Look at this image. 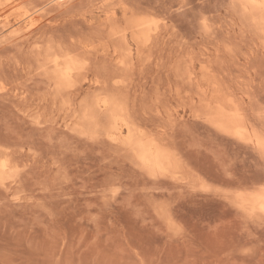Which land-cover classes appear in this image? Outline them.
Returning a JSON list of instances; mask_svg holds the SVG:
<instances>
[{
    "label": "rangeland",
    "instance_id": "374dc122",
    "mask_svg": "<svg viewBox=\"0 0 264 264\" xmlns=\"http://www.w3.org/2000/svg\"><path fill=\"white\" fill-rule=\"evenodd\" d=\"M116 3L153 12L161 24L151 60L145 53L129 75L134 117L173 131L193 167L215 184L264 179L258 152L204 127L184 96L190 86L180 83L177 95L168 76L188 57L199 73L201 60L241 81L252 73L253 107L264 106V48L235 0ZM52 6L50 19L32 34L0 45V77L9 84L0 92V147L17 166L16 181L11 173L0 185V264H264V215L250 217L219 194L148 177L120 143L79 133L84 108L107 91L96 81L105 80L102 67L114 62L111 54L99 46L86 55L87 76L55 99L54 84L39 75L36 51L49 42L103 43L111 6L107 0ZM119 18L126 23L121 11ZM9 179L14 183L6 185Z\"/></svg>",
    "mask_w": 264,
    "mask_h": 264
},
{
    "label": "bare ground",
    "instance_id": "6f19581e",
    "mask_svg": "<svg viewBox=\"0 0 264 264\" xmlns=\"http://www.w3.org/2000/svg\"><path fill=\"white\" fill-rule=\"evenodd\" d=\"M72 1L42 0L41 4H36L34 0V3L32 0H0V45L11 42V39L24 40L46 21L45 17H49L50 5L61 7ZM107 5L111 7L106 10L103 30L107 35L103 43L81 45L75 41L72 42L73 47H68L63 42H49L36 51L35 61L37 60V68L42 73L38 74L46 75L54 84L55 99L64 92H73L79 80L87 76L92 63L86 55L95 54L99 46L102 52L111 54L114 62L102 67L105 80L96 81L99 87L102 85L107 91L98 93L86 105L80 115L77 128L79 133L91 138L103 136L113 143H120L130 153L132 164L148 177L169 178L183 185L219 194L233 200L250 217L264 215L263 178L236 187L215 184L198 168L193 167L183 149L176 143L173 131L169 132L161 125L153 126L148 119L138 120L134 117L136 104L129 101V75L145 53L148 55L146 60H151L154 39L161 32V24L154 18L153 12H138L127 4L116 3V0H107ZM235 6L247 18L264 48V0H235ZM120 11L126 20L125 24L119 18ZM28 21L34 22L24 27ZM203 27L206 30L210 28L207 19L204 20ZM200 63L199 73L193 57L179 60L174 66V73L168 74L175 78L177 95L183 94V90L179 88L180 83L184 87L190 86L185 88L184 96L188 97L190 110L204 127L223 139L252 147L264 159V106L253 107L250 94L256 75L250 73L248 80L241 81L240 76L225 74L223 68L210 61L201 60ZM205 84L207 88H204ZM7 85L9 84H5L0 77V92L7 91ZM152 110L160 112L156 108ZM171 111L173 109L167 112L172 117ZM1 147L0 185L4 186L5 180L11 178V173L16 172L17 166L9 157L8 151L1 150ZM11 179L5 184L14 183Z\"/></svg>",
    "mask_w": 264,
    "mask_h": 264
}]
</instances>
